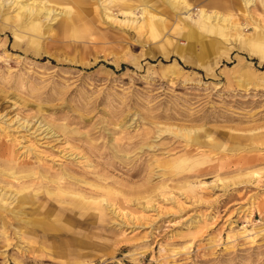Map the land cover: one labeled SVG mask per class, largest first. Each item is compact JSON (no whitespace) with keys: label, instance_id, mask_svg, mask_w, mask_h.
Instances as JSON below:
<instances>
[{"label":"rangeland","instance_id":"374dc122","mask_svg":"<svg viewBox=\"0 0 264 264\" xmlns=\"http://www.w3.org/2000/svg\"><path fill=\"white\" fill-rule=\"evenodd\" d=\"M185 1L171 45L139 8L35 40L0 21V158L75 178L17 202L0 173V264H264V0ZM201 8L238 30L189 39Z\"/></svg>","mask_w":264,"mask_h":264},{"label":"bare ground","instance_id":"6f19581e","mask_svg":"<svg viewBox=\"0 0 264 264\" xmlns=\"http://www.w3.org/2000/svg\"><path fill=\"white\" fill-rule=\"evenodd\" d=\"M165 1L166 3L164 1L163 2H159V1L152 2V0H0V15H1L0 21H1L2 28H4L3 27L4 25L2 26L4 21L6 22L8 21L9 23H12L14 26V30L16 29V31L13 30V33L14 35H16V37L18 36L16 34L18 32V29L21 27L22 30L19 29L21 33L31 38V40H35L38 37H42L45 33L53 32V28L49 24V22L52 20L55 21L57 16H60L59 19L57 20L59 22L58 25L60 26V28H63L67 31L72 30L71 32L75 33L76 28L74 25L76 24V22H78L82 18H88V16L92 18V17H98L102 15L103 17L107 19L109 18L110 20L115 21L117 17L115 14L109 11L110 7L117 8L118 12H120L124 17V20H125L124 25H127V26L130 25L131 27V25H133L134 22H137L139 18L135 16V10L139 8L138 10H140L141 19L139 20L140 22L139 21L137 22L138 27L137 26L136 27L138 31H140L141 33L148 34L149 37H152L155 40L157 39H160V41L164 40V42H162L163 44L171 45L173 41L171 40L172 37L170 35H174L173 34L174 32L180 33V31L182 30L184 31V28L182 27L181 28L182 30H181L180 27H178V24L173 25V28L171 29L172 25L170 24V22L172 20V16L176 12L174 10L177 9L176 8L177 5L184 6V4H187V1L185 0H165ZM218 1H219L218 4L215 1L213 3L215 5H220L221 8H223L225 11H232L231 9H229V6L225 2H223L222 0H218ZM250 2H252V0H244V4L246 6ZM5 3H7L6 8H5L8 10L7 16H5V13H4ZM56 5L63 6L62 8H59V11L57 13H55L58 9L55 7ZM92 6H95V7H92ZM198 10H199V15H200V21H198V25L196 26V28H190L186 30L187 31L186 35H188L189 39H192V37L194 38V35H196L198 38L206 37L207 33H212V35L215 34V35L224 37L229 34L228 29L235 30V31L238 30V28L236 27L237 26L236 24L238 22H235L233 24L232 18L234 17V15H232L231 13L214 12L213 14H208L202 8ZM102 16H101V19H103ZM16 27H19V28L17 29ZM170 29H171V32L167 34V32H169ZM208 45L211 46L213 44L212 42H208ZM187 47L188 49H190L192 48V45L190 46V43L187 42ZM261 57H264V55H261ZM3 134H5V132H3ZM0 145L3 146L2 143H0ZM4 151L7 152L9 151V149L5 148ZM12 159L13 160L8 159V161L6 162L5 160L2 161V159L0 158V163L4 165L5 167L4 173L2 172L0 173L3 176L2 179L3 180L5 179L4 181H6L7 179L9 183H15V184L19 183L20 184L19 189L13 195L14 197L17 196L16 197L17 202H24V201L26 202L27 201L26 199H31L30 198L31 196H26V194H24L28 192V191H25L27 189H25L24 184L26 183V186H30V184H27L29 182L21 180V178L23 177H25L26 179L27 176L34 177L37 174L38 176H35L37 180L35 181H38V183L39 184L41 183V185L47 183L48 181L55 182L57 183V185H60L59 181L64 180L65 178L75 179L74 176L70 175L71 173H69L67 170H63L61 174L59 175L56 174L55 177L51 178L50 176H48V174H45L44 172H42L43 170L41 171L42 169L41 167H39L40 171H33L29 173L28 175H22L20 173L22 175L21 176L17 173L15 169V165H19L18 161H16L15 160L16 158L14 157H12ZM85 183L92 185L87 182ZM10 190L11 189H9V191ZM32 193H33L31 194L32 196H36L35 192H32ZM3 194L0 195V197L2 196V198L0 199V208L6 209L8 212L13 213L15 209L13 210L12 208L9 207L6 200H4ZM7 196H8L7 197L8 199V198H11L12 195L8 194ZM86 198L88 197L85 196V199ZM81 201L76 202L74 206H76L77 208H83L85 202H81ZM96 202H97L96 200H93V203H96ZM43 208L47 209L46 207H42V209ZM43 211H46V210H43ZM15 214H18V211H15ZM32 223L33 225H35L34 221ZM38 223H42V222H38ZM38 223L36 224L38 225ZM260 229L261 230L259 231L261 232L264 231L262 227H260Z\"/></svg>","mask_w":264,"mask_h":264}]
</instances>
